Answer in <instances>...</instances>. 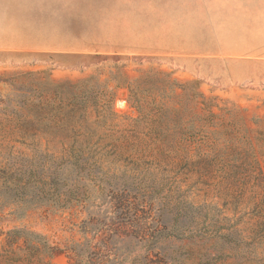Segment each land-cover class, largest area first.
<instances>
[{
	"label": "rangeland",
	"instance_id": "1",
	"mask_svg": "<svg viewBox=\"0 0 264 264\" xmlns=\"http://www.w3.org/2000/svg\"><path fill=\"white\" fill-rule=\"evenodd\" d=\"M73 144L82 201L1 207L4 259L264 264V0H0V169Z\"/></svg>",
	"mask_w": 264,
	"mask_h": 264
},
{
	"label": "trees",
	"instance_id": "2",
	"mask_svg": "<svg viewBox=\"0 0 264 264\" xmlns=\"http://www.w3.org/2000/svg\"><path fill=\"white\" fill-rule=\"evenodd\" d=\"M86 147H76L73 144L49 172L42 168L0 169V208L11 206L14 214L21 215L37 205L64 208L71 203L81 202L84 190L79 184L83 177L79 161ZM30 236L23 230L12 229L7 233V243L11 246L23 238L25 246L30 250L37 251L42 248L49 251L50 255L53 253V248L46 243L40 242L41 247L30 244ZM17 260L18 258L12 257L4 259L0 252V264H15Z\"/></svg>",
	"mask_w": 264,
	"mask_h": 264
}]
</instances>
